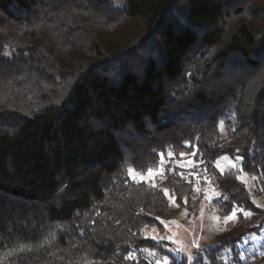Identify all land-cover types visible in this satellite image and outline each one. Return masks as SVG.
<instances>
[{"label":"trees","instance_id":"1","mask_svg":"<svg viewBox=\"0 0 264 264\" xmlns=\"http://www.w3.org/2000/svg\"><path fill=\"white\" fill-rule=\"evenodd\" d=\"M231 16L247 21L213 55ZM256 21L264 24V0H0V264H154V251L187 264L144 236L161 229L170 200L197 206L187 173L167 166L155 187L128 177L167 152L206 174L220 215L242 207L261 227L264 209L238 172L215 167L241 157L264 187ZM128 22L141 32L114 45ZM250 221L238 211L230 237L193 264H264L238 250L257 232Z\"/></svg>","mask_w":264,"mask_h":264},{"label":"rangeland","instance_id":"2","mask_svg":"<svg viewBox=\"0 0 264 264\" xmlns=\"http://www.w3.org/2000/svg\"><path fill=\"white\" fill-rule=\"evenodd\" d=\"M246 21L247 19L244 16H231L229 19H225L222 22L221 26L224 33L218 46L213 49V55L218 53L228 43L229 37L235 32L237 27ZM253 24H255L254 27H252L254 33L258 37L262 36L264 31L263 22L256 21L253 22ZM140 32V28L136 23L128 22L113 33L111 40L115 43L114 45L117 46H130V44L136 40ZM220 129L223 133L224 129L222 125H220ZM169 153L170 152H167L164 155V159L167 163L161 167L159 159V166L156 169H152L154 175L150 179H146V182L141 183H145L147 185L155 184L156 186L164 179V171L167 166L177 168L187 173V178L193 186L192 199L198 200V204L195 207L183 209L175 207L173 205V199L170 200L169 202L172 206L171 212L167 218L159 219L158 221L161 229H157L156 227L145 228L144 236L156 243L162 242L164 245L160 248L164 253L170 255L179 263L184 260L188 264L187 253L189 251L192 252L193 255L197 253V249L193 246L194 243L199 244V248L204 250L203 253L216 248L220 242L230 237L229 232L236 224L237 215L234 220L225 222L223 218L231 213L223 216L216 211L215 202L220 196L218 191L214 189L206 174L202 171L194 170V163L191 159H187L186 156H180L178 159H174L173 155L171 157L169 156ZM224 157L226 156L217 160L220 163V168H217L215 164V167L219 172H221V169H223L224 172L233 169L229 161H235V169L233 170L240 169L239 160L230 159L229 157H227L228 159H222ZM134 172L137 174V180L141 175L147 178L148 171L137 172L134 170ZM237 172V177H240L239 181L244 184L246 190L250 194L252 204L257 208L264 209V187L259 186L253 177L246 175L242 171ZM130 180L134 181L131 178ZM247 218L251 219V221L246 225V227H258L257 217L251 215ZM161 221L164 223H161ZM151 237H157V239L153 240ZM160 237H164V239L160 240ZM169 237L171 239H169ZM253 237L257 238L253 239ZM172 248H183L185 251L182 253L168 251V249ZM238 250L240 255L243 257L254 253L258 255L264 253V224L261 227H258L256 233L253 232L247 234L238 245ZM154 253H156L155 256H149L148 253L147 256L150 257L155 264V260L157 258L164 257V255H161L158 251H154ZM221 254L223 262H228L232 257L231 251L228 248L223 249ZM261 256L264 257V255Z\"/></svg>","mask_w":264,"mask_h":264},{"label":"snow or ice","instance_id":"3","mask_svg":"<svg viewBox=\"0 0 264 264\" xmlns=\"http://www.w3.org/2000/svg\"><path fill=\"white\" fill-rule=\"evenodd\" d=\"M173 154L170 152L169 153V156L171 157ZM182 157L185 155V153H181L180 154ZM193 155H195V153H193ZM222 159H228L227 157H224ZM242 158L241 157H237L236 160H241ZM167 163V161H165L164 159V154L161 153L160 154V165L161 167H163V165ZM229 163L231 164L232 168L235 169V161H229ZM216 167L217 168H220V163L219 161L216 162ZM237 171H243L242 168L240 169H236ZM128 173H129V177L131 179H133L134 181H136L137 183H141V182H146V179H150L154 173H153V170L150 168L148 169V173H147V178L143 175H141L139 177V179L137 180V174L134 172V169L133 168H128L127 169ZM225 172L223 169H221V175H224ZM237 179H240V177H237ZM253 179L255 180L256 177H253ZM150 187H155V184H150L149 185ZM164 194L165 196L168 195V190L167 189H164ZM242 212L244 217H250L252 215V213L250 211H245L242 207H236V206H233L232 210H231V214L228 215V216H225L223 219L225 220V222L229 221V220H234L236 218V215H237V212ZM159 219V218H157ZM161 223H164L163 221H161ZM166 226V225H165ZM155 231V229H154ZM148 237H145V239H147ZM153 240H156L157 237H151ZM257 237H253V239H256ZM160 240H163L164 237H160L159 238ZM169 239H171L169 237ZM174 242V241H173ZM196 249H197V253L195 255H193L192 252H188L187 253V261H188V264H193V262L199 258H201V254L203 253L204 250L200 249L199 248V244L198 243H194L193 245ZM141 251H144V249H141ZM168 251L170 252H174V253H182L184 252L185 250L183 248H179V249H176V248H172V249H168ZM148 255L149 256H155L156 253L154 252H148ZM261 255H264V253H261ZM134 258V253L133 252H129L128 253V256L125 257V259H133ZM241 259H244L243 256H241ZM89 264H92V262H89ZM155 264H169V258L167 256H164V257H161V258H157L155 260ZM205 264H207V261L205 260Z\"/></svg>","mask_w":264,"mask_h":264}]
</instances>
